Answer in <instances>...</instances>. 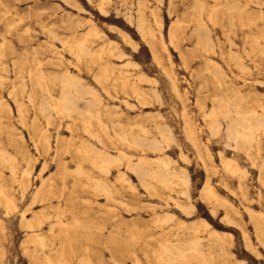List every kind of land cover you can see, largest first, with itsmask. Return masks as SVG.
Returning a JSON list of instances; mask_svg holds the SVG:
<instances>
[{"label": "rangeland", "instance_id": "374dc122", "mask_svg": "<svg viewBox=\"0 0 264 264\" xmlns=\"http://www.w3.org/2000/svg\"><path fill=\"white\" fill-rule=\"evenodd\" d=\"M0 264H264V0H0Z\"/></svg>", "mask_w": 264, "mask_h": 264}, {"label": "bare ground", "instance_id": "6f19581e", "mask_svg": "<svg viewBox=\"0 0 264 264\" xmlns=\"http://www.w3.org/2000/svg\"><path fill=\"white\" fill-rule=\"evenodd\" d=\"M139 1H140V0H139ZM225 3H226V2H225ZM236 3H237V2H236ZM237 4H239V3H237ZM226 5H227V4H226ZM201 7H202V6H201ZM144 8H145V7H144ZM216 8H217V7H216ZM216 8H215V9H216ZM242 9H243V8H242ZM216 10H217V9H216ZM233 10H235V9H233ZM147 11H148V10H147ZM194 11H195V9H194ZM200 11H201V10H200ZM151 12H152V11H151ZM226 13H227V12H226ZM142 16H143V14H142ZM229 17H230V16H229ZM198 18H199V16H198ZM200 19H201V18H200ZM228 19H229V18H228ZM231 20H232V18H231ZM220 21H221V20H220ZM231 23H232V22H231ZM199 25H200V24H199ZM199 25H197V26H199ZM139 26H140V24H139ZM139 26H138V27H139ZM158 26H159V24H158ZM199 27H200V26H199ZM201 27H202V25H201ZM201 27H200V28H201ZM139 28L141 29V27H139ZM139 28H138V29H139ZM204 28H205V26H204ZM140 29H139V30H140ZM201 31H202V30H201ZM204 31H205V30H204ZM148 38H149V37H148ZM244 42H245V41H244ZM80 45H81V44H80ZM257 49H258V48H257ZM210 51H211V50H210ZM105 53H106V52H105ZM110 54H111V53H110ZM110 56H111V55H110ZM76 58H78V57H76ZM154 58H155V56H154ZM78 59H79V58H78ZM69 69H70V68H69ZM211 69H212V68H211ZM68 71H69V70H68ZM69 73H70V72H69ZM105 77H106V76H105ZM93 78H94V77H93ZM126 80H127V79H126ZM67 81H68V80H67ZM223 83H224V82H223ZM230 84H231V83H230ZM222 85H224V84H222ZM232 85H233V84H232ZM223 87H224V86H223ZM234 88H235V87H234ZM63 91H64V89H63ZM227 93H228V92H227ZM69 94H70V93H69ZM63 96H64V95H63ZM67 98H68V97H67ZM62 99H63V98H62ZM90 101H91V100H90ZM242 101H243V100H242ZM62 102H63V101H62ZM88 102H89V101H88ZM79 103H80V102H79ZM65 104H66V105L68 104V106H70V105L72 106V105H73V102H72L71 100L66 99V100H64V102H63V105H65ZM91 104H92V103H91ZM75 105H76V104H75ZM73 106H74V105H73ZM73 106H72V107H73ZM74 108H76V107H74ZM71 110H72V109H71ZM232 110H233V109H232ZM259 111H260V110H259ZM64 112H65V111H64ZM64 112H63V113H64ZM233 112H234V111H233ZM67 114H68V113H67ZM253 114H255V113H253ZM251 115H252V114H251ZM245 116H246V115H245ZM231 118H232V117H231ZM223 119H224V118H223ZM251 122H252V121H251ZM218 126H220V125H218ZM227 127H228V126H227ZM219 128H220V127H219ZM245 132H247V131H245ZM248 133H249V132H248ZM231 135H232V134H231ZM231 135H230V136H231ZM235 136H236V135H235ZM237 137H238V136H237ZM242 137H243V136H242ZM227 138H228V137H227ZM229 138H230V137H229ZM238 139H239V138H238ZM242 140H243V139H242ZM245 141H246V140H245ZM122 142H123V141H122ZM155 162H156V161H155ZM135 165H136V164H135ZM161 167H162V166H161ZM133 170H134V169H133ZM171 173H172V172H171ZM168 176H169V175H168ZM59 180H60V178H59Z\"/></svg>", "mask_w": 264, "mask_h": 264}]
</instances>
